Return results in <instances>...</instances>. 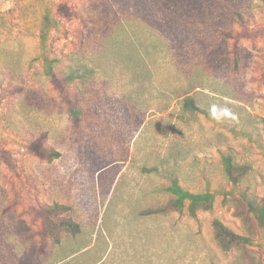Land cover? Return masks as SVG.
<instances>
[{
	"label": "rangeland",
	"instance_id": "1",
	"mask_svg": "<svg viewBox=\"0 0 264 264\" xmlns=\"http://www.w3.org/2000/svg\"><path fill=\"white\" fill-rule=\"evenodd\" d=\"M263 122V0H0V264H264ZM174 180L212 209L149 213ZM53 204L78 234L43 235ZM214 220L252 244L224 251Z\"/></svg>",
	"mask_w": 264,
	"mask_h": 264
},
{
	"label": "trees",
	"instance_id": "2",
	"mask_svg": "<svg viewBox=\"0 0 264 264\" xmlns=\"http://www.w3.org/2000/svg\"><path fill=\"white\" fill-rule=\"evenodd\" d=\"M57 10L66 16L72 15V12L64 6H59ZM240 23H243L242 18H240ZM48 75L58 90L66 96L65 101L69 114L73 118L78 119L81 113L79 102L77 99L66 95V88L75 82V75L67 74L60 78L51 69L49 70ZM185 104L187 107L194 110L198 109L192 102H185ZM28 150L30 153L44 161H52L60 156V153L57 150L45 144L41 138L33 141L29 145ZM223 166L227 179L233 186H236L240 181H242V178H244L247 170L246 166H239L233 163L230 155L223 157ZM166 191L171 196L169 201L163 206L150 210L149 213L167 214L170 212H183L185 210L190 217L194 218L199 211L211 210L214 203V195L212 193L189 192L182 188L176 180L171 182V184L166 188ZM248 205L250 211L256 216L259 224L264 226V197L261 205H259L254 199L248 198ZM67 210L68 208L58 204L43 206L41 208L40 214L43 223L42 231L44 236L58 242V232L61 230L68 231L72 234L79 233V225L77 223L73 222L69 218L58 217L61 212H65ZM213 227L215 239L220 248L224 251H230L233 248L252 244V236L238 235L224 226L219 220L213 221Z\"/></svg>",
	"mask_w": 264,
	"mask_h": 264
},
{
	"label": "clouds",
	"instance_id": "3",
	"mask_svg": "<svg viewBox=\"0 0 264 264\" xmlns=\"http://www.w3.org/2000/svg\"><path fill=\"white\" fill-rule=\"evenodd\" d=\"M224 111L227 112V109H225ZM216 112H217V109H216L215 106H213L212 109H211V114H212L213 116H216Z\"/></svg>",
	"mask_w": 264,
	"mask_h": 264
}]
</instances>
